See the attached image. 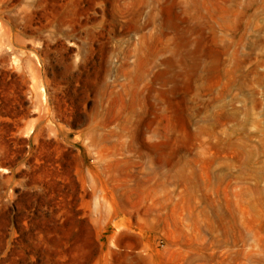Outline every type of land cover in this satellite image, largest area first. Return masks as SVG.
I'll return each mask as SVG.
<instances>
[{"label": "rangeland", "instance_id": "374dc122", "mask_svg": "<svg viewBox=\"0 0 264 264\" xmlns=\"http://www.w3.org/2000/svg\"><path fill=\"white\" fill-rule=\"evenodd\" d=\"M0 264H264V0H0Z\"/></svg>", "mask_w": 264, "mask_h": 264}, {"label": "bare ground", "instance_id": "6f19581e", "mask_svg": "<svg viewBox=\"0 0 264 264\" xmlns=\"http://www.w3.org/2000/svg\"><path fill=\"white\" fill-rule=\"evenodd\" d=\"M39 69V68H38ZM38 72H39V70H38ZM221 213H222V211H221Z\"/></svg>", "mask_w": 264, "mask_h": 264}]
</instances>
